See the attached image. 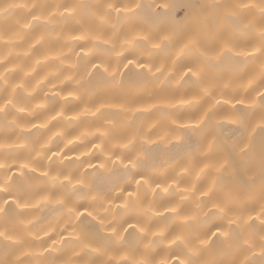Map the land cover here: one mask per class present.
Here are the masks:
<instances>
[{"label":"bare ground","instance_id":"1","mask_svg":"<svg viewBox=\"0 0 264 264\" xmlns=\"http://www.w3.org/2000/svg\"><path fill=\"white\" fill-rule=\"evenodd\" d=\"M262 8L0 0V264H264Z\"/></svg>","mask_w":264,"mask_h":264},{"label":"snow or ice","instance_id":"2","mask_svg":"<svg viewBox=\"0 0 264 264\" xmlns=\"http://www.w3.org/2000/svg\"><path fill=\"white\" fill-rule=\"evenodd\" d=\"M137 7H139V5H137ZM161 7H163V6H161ZM243 7L247 8L248 5L245 4V5H243ZM129 10H131V9H129ZM0 11H2V9H0ZM261 14L264 15V8L261 9ZM231 15L235 16L236 13L233 12V13H231ZM262 38H264V36H262ZM262 48H264V45H262ZM257 51H261V50L258 49ZM231 52H232V49L230 47H228L227 44H225L224 48L222 50H220L219 52H216L215 55H212V54H204V55H206V58H208V59L218 60V59H220V57L225 56L226 54L231 53ZM238 55H243V53H238ZM247 55H252V53H247ZM261 55H264V51H261ZM129 62L131 63V61H129ZM105 71H107V70L105 69ZM188 71L192 72V69L189 68ZM192 74L197 75V73H195V72H192ZM262 95H264V93H262ZM0 111H3V108H0ZM240 150L241 151L245 150L243 145H241ZM3 166L4 165L0 164V167H3ZM0 190H4V189H0ZM210 191L211 190H209V192H204L203 195L208 196L210 194ZM129 195L131 196L132 193H129ZM214 206L217 208L218 213H220L222 216H227L228 212L230 211L227 204H224V205L216 204ZM4 211H5V209L3 207H0V212H4ZM169 211L175 212L176 209L171 208V209H169ZM261 212L264 213V208L261 209ZM262 222H264V221H262ZM228 223H229V225H234V224H236V220L229 218ZM128 227H135V225L129 224ZM115 231H116L115 228H113V233H115ZM3 235H4V233L0 232V236H3ZM207 237L222 238L226 242H230L232 239L230 232L222 230L220 226H217L215 230L210 229L209 232L205 234V237L199 238V243L201 245H208L209 243H211V240L208 239ZM177 239L187 245V240L185 237L178 236ZM173 242L175 243V241H173ZM189 250L192 252L193 255L198 254V251L195 249H189ZM262 255H264V252H262ZM126 264H147V261H139V262L138 261H129V262H126ZM177 264H191V262L190 261L186 262L184 260H181L179 257H177ZM209 264H211V262H209Z\"/></svg>","mask_w":264,"mask_h":264}]
</instances>
